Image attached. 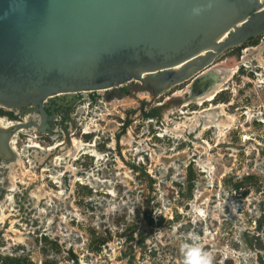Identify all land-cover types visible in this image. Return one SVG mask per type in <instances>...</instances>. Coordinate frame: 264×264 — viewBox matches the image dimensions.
Instances as JSON below:
<instances>
[{
    "label": "rangeland",
    "instance_id": "rangeland-1",
    "mask_svg": "<svg viewBox=\"0 0 264 264\" xmlns=\"http://www.w3.org/2000/svg\"><path fill=\"white\" fill-rule=\"evenodd\" d=\"M262 36L213 61L231 71L210 103L172 97L189 81L156 97L122 87L123 103L72 96L74 135L18 134V161L0 159V264H184L192 233L213 264H264ZM141 101L151 118L139 115ZM216 106L230 117L226 129L213 126L225 119ZM8 113L0 109L20 121ZM115 128L124 129L118 137ZM67 138L94 144L102 158L60 150Z\"/></svg>",
    "mask_w": 264,
    "mask_h": 264
},
{
    "label": "water",
    "instance_id": "water-1",
    "mask_svg": "<svg viewBox=\"0 0 264 264\" xmlns=\"http://www.w3.org/2000/svg\"><path fill=\"white\" fill-rule=\"evenodd\" d=\"M263 32L264 0H0V109L42 119L0 130V157L20 129L46 131L48 98L108 103L189 81L183 103L204 102L231 71L213 61Z\"/></svg>",
    "mask_w": 264,
    "mask_h": 264
},
{
    "label": "flooded vegetation",
    "instance_id": "flooded-vegetation-1",
    "mask_svg": "<svg viewBox=\"0 0 264 264\" xmlns=\"http://www.w3.org/2000/svg\"><path fill=\"white\" fill-rule=\"evenodd\" d=\"M128 92L131 90V89H126ZM131 93V92H130ZM78 98H80V97H67V98H62V99H59V98H49V100L44 104V106H43V109H44V112L46 113V121H45V129H46V131L44 132L46 135H47V133H54V132H56L57 130H59L60 132H62V133H64V134H66V135H68V134H71V135H74L75 133H77V131H78V120L76 119V115H72L70 112H71V109L74 107V105H75V102H77L78 101ZM80 100V99H79ZM93 100H94V98H93ZM136 100H138V99H136ZM119 102V101H118ZM140 107H139V110H138V113H139V115L141 116V117H145V118H151L152 116H153V113L152 112H146V113H144L143 112V110H144V107L145 106H147V103H146V101H141L140 103ZM36 111V110H35ZM9 114V116H13V117H16V118H21V117H23V116H29V118H30V120H28L29 122H31L32 124H36V125H38L39 123H42V119H40V117H39V113L37 112V114H36V112H34L33 114L35 115V116H33L32 117V113H30L29 111H24L22 114H21V117H19V114H17V115H15L14 113H12V112H9L8 113ZM25 114V115H24ZM3 118V117H2ZM4 119H6V118H4ZM7 121H9L8 119H6ZM10 123H13V124H11L10 126H12V125H14V124H16L17 122L16 121H9ZM129 123V120L127 119L126 121H125V124H128ZM6 128H8V127H6ZM6 128H0V130H3V129H6ZM119 130H120V132H121V130H124L123 128L122 129H119V128H115V131H113V132H115V135L118 137L119 135H120V133H119ZM26 132H29L28 130H25ZM30 131L33 133V132H35V133H37L38 135H39V137L41 136V135H44V133H40V132H36L35 131V129L33 128V129H30ZM106 131H112V130H106ZM85 132H87V131H85ZM99 132V131H98ZM113 132H111V133H109L110 135L113 133ZM17 134V133H16ZM16 134H14V135H16ZM82 134V133H81ZM13 135V136H14ZM100 135H102V139L104 140L106 137L104 136L105 135V133L104 132H101V134ZM115 135H113L112 134V137H114V139H115ZM12 136V137H13ZM104 136V137H103ZM107 136V135H106ZM11 137V138H12ZM11 138L9 139V141H8V146H9V142H10V140H11ZM111 139V138H110ZM111 141V140H110ZM117 140L115 139V141H113V144H114V142H116ZM69 142H64V143H62V145L59 147L60 148V150L61 149H70V150H72L71 148V145L70 144H68ZM56 148V147H55ZM60 150L59 151H57L56 153H58V152H60ZM11 153V152H10ZM60 153H62V152H60ZM68 153H70V154H72L71 153V151L70 152H68ZM119 152L117 151V154H118ZM12 155H13V159L15 160L16 158H18V156L15 158L14 157V152L12 151V153H11ZM68 156V155H67ZM0 159H2L1 157H0ZM52 164V163H51ZM50 164V165H51ZM52 168H55V167H53V166H51ZM60 168H63V166H61ZM56 169H58V168H55V171H56ZM63 173H62V175L63 174H65L66 173V171L64 170V168H63ZM85 173V172H84ZM83 173V174H84Z\"/></svg>",
    "mask_w": 264,
    "mask_h": 264
},
{
    "label": "bare ground",
    "instance_id": "bare-ground-1",
    "mask_svg": "<svg viewBox=\"0 0 264 264\" xmlns=\"http://www.w3.org/2000/svg\"><path fill=\"white\" fill-rule=\"evenodd\" d=\"M209 77H211V80H210V85H212L213 83H214V81H213V76H209ZM222 90H221V86H217L216 87V91H215V93L214 94H218L219 92H221ZM183 93H184V91H182V92H178V93H175V94H173L172 95V97H180L181 95H183ZM213 93L212 94H209L207 97H206V99L204 100V102H206V103H210V102H212L213 101ZM115 100V99H114ZM118 101H119V103L120 102H122V99H117ZM125 101V100H124ZM204 102H202V100H199L198 102H196V105L197 106H201ZM123 103V102H122ZM214 109H220L219 110V115L221 116V117H224L225 119L223 120V121H221V122H217V123H214L213 124V126H215V127H223V129H226V128H224V127H227V126H229V124H230V117L225 113V110H224V107H222V106H216V107H214ZM208 110V109H207ZM25 115V114H24ZM184 115V114H183ZM247 116H248V119H249V117H250V114H248L247 113ZM23 120L24 121H28V120H30V118H29V116H26V117H23ZM219 120V119H218ZM11 124H13V123H10L9 121H7L6 119H4V118H1L0 117V128H6V127H11L10 125ZM15 125V124H14ZM13 126V125H12ZM183 126V125H182ZM181 126V127H182ZM205 126V125H204ZM176 127V126H175ZM208 127V126H207ZM177 128V127H176ZM7 129V128H6ZM30 129H33V127L32 128H30ZM30 129H20L18 132H17V134L16 135H14L12 138H11V140H10V142H9V151L12 153V151L14 152V157L16 158L17 156H18V158H19V154H18V152H17V149H16V141H15V139H16V136L18 135V134H20V133H25L26 131L25 130H28V131H30ZM178 129V128H177ZM84 130V129H83ZM222 131V130H221ZM165 132H167V133H169L168 131H165ZM223 132V131H222ZM171 133V132H170ZM83 134H88V132H85V130H84V133ZM172 134V133H171ZM68 144H70L71 145V147L73 148V151L74 152H82L83 151V155H89V156H91V157H93V158H95V160L98 162L102 157H101V155L99 154V153H97L94 149H93V147H94V145H84L82 142H80V141H76V140H74V139H69V143ZM112 145H113V143H112ZM56 146V145H55ZM60 146V145H59ZM29 148H35V149H37V150H41V148L38 146V145H36V144H33V145H30V147ZM71 148V149H72ZM55 149V147H52V148H49V149H46L47 151H52V150H54ZM57 149V148H56ZM70 150V149H69ZM43 151V150H42ZM136 151H138V149L136 150ZM70 154V153H69ZM74 154V153H73ZM70 157L69 158H71V159H73V160H76V157H74V156H72L71 154L69 155ZM18 158H16L15 159V161L17 162L18 161ZM63 160V157H56L55 158V160H54V163L56 164V165H60V162ZM54 164V165H55ZM67 165V164H66ZM65 169H66V171L67 170H69L70 172H74V169L71 167V166H66L65 167ZM50 171V170H49ZM128 173V172H127ZM55 174V173H54ZM126 176V175H125ZM55 177V176H54ZM59 177V176H58ZM56 179V181L58 182V184H59V179L56 177L55 178ZM54 183V182H53ZM112 194V193H111ZM37 197H38V195H36ZM10 199H11V197H10ZM40 199V198H39ZM3 211V210H2ZM4 217L5 216H2L1 217V221L4 219ZM21 238V237H20Z\"/></svg>",
    "mask_w": 264,
    "mask_h": 264
},
{
    "label": "clouds",
    "instance_id": "clouds-1",
    "mask_svg": "<svg viewBox=\"0 0 264 264\" xmlns=\"http://www.w3.org/2000/svg\"><path fill=\"white\" fill-rule=\"evenodd\" d=\"M199 11L194 10L193 15H198ZM190 239L193 243L181 244V251L184 253V264H213L211 255L195 243L198 236L192 233Z\"/></svg>",
    "mask_w": 264,
    "mask_h": 264
},
{
    "label": "built area",
    "instance_id": "built-area-1",
    "mask_svg": "<svg viewBox=\"0 0 264 264\" xmlns=\"http://www.w3.org/2000/svg\"><path fill=\"white\" fill-rule=\"evenodd\" d=\"M263 41H264V36H262V39H261V41H260V44H262ZM259 46H260V45H258L257 47H256V46H255V47H250L249 49L252 50V51H256V50H258ZM245 51H248V49H245ZM48 100H49V98L46 99V100L44 101L43 105H44ZM99 101H100V100H99ZM99 101H98V102H99ZM19 120H20V119H19ZM16 122H17V121H16ZM18 122H20V121H18ZM81 133L83 134V133H84V130H82ZM83 135H87V134H83ZM93 145H94V144H93Z\"/></svg>",
    "mask_w": 264,
    "mask_h": 264
},
{
    "label": "crops",
    "instance_id": "crops-1",
    "mask_svg": "<svg viewBox=\"0 0 264 264\" xmlns=\"http://www.w3.org/2000/svg\"><path fill=\"white\" fill-rule=\"evenodd\" d=\"M97 162V161H96Z\"/></svg>",
    "mask_w": 264,
    "mask_h": 264
}]
</instances>
